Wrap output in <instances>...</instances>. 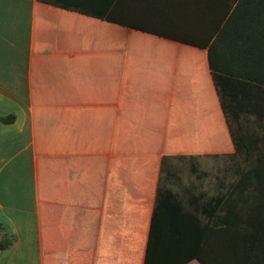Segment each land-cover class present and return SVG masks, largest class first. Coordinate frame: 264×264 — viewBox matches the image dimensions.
Wrapping results in <instances>:
<instances>
[{"label":"crops","instance_id":"obj_1","mask_svg":"<svg viewBox=\"0 0 264 264\" xmlns=\"http://www.w3.org/2000/svg\"><path fill=\"white\" fill-rule=\"evenodd\" d=\"M226 9L0 0V264H145L163 158L235 153L204 46Z\"/></svg>","mask_w":264,"mask_h":264},{"label":"trees","instance_id":"obj_2","mask_svg":"<svg viewBox=\"0 0 264 264\" xmlns=\"http://www.w3.org/2000/svg\"><path fill=\"white\" fill-rule=\"evenodd\" d=\"M226 7L204 46L235 146L229 155L236 159L235 174L206 203L161 184L145 264H264V0H226ZM106 12L82 10L132 27ZM14 120L0 117L4 124ZM171 158H163V171ZM10 245L0 242V249Z\"/></svg>","mask_w":264,"mask_h":264},{"label":"rangeland","instance_id":"obj_3","mask_svg":"<svg viewBox=\"0 0 264 264\" xmlns=\"http://www.w3.org/2000/svg\"><path fill=\"white\" fill-rule=\"evenodd\" d=\"M236 159L229 155H206L195 157H172L168 161L165 170L161 167V174L166 176L167 184L183 197L184 193L190 192V197L199 202H207L222 186L227 185L235 174ZM162 177V175H161ZM78 249L79 243L70 244Z\"/></svg>","mask_w":264,"mask_h":264}]
</instances>
